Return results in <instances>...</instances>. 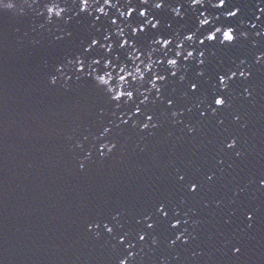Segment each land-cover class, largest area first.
I'll return each instance as SVG.
<instances>
[{
	"label": "water",
	"instance_id": "95a60500",
	"mask_svg": "<svg viewBox=\"0 0 264 264\" xmlns=\"http://www.w3.org/2000/svg\"><path fill=\"white\" fill-rule=\"evenodd\" d=\"M14 2L24 11L0 10V264H119L129 252L133 255L126 264H264V58L255 60L264 51V35H253L264 25V14L250 27L257 0H234L245 5L240 13L215 21L247 32L246 37L231 46L216 41L184 45L194 49V58L184 61L182 52L177 77L157 82L164 99L147 83L151 72L168 70L164 63L155 64L164 50L154 46V67L137 81L125 78L122 91L137 89L131 101H113L105 91L108 85H97L90 75L94 69L97 75L110 72L109 84L117 83L119 68L103 64L104 49L94 46L85 52L81 71L68 59L83 51L89 37L104 43V34L112 32L113 62L123 61L128 49L115 47L119 37L113 29L118 25L127 35V25L145 18L138 15L139 7L161 21L141 37L192 28L198 10L185 6L180 19L168 8H152L153 0L146 5L112 0L116 7L105 5L100 14L95 7L102 0H94L87 13L73 16L76 9L70 7L49 22L46 13L38 14L48 0H28L31 9L24 0ZM60 2L71 5L73 0ZM129 3L137 9L121 17ZM207 11L215 15L221 10ZM96 16L100 19L93 22ZM113 17L117 25L109 23ZM201 48L208 51L204 64L197 65ZM174 50L169 46L167 55ZM89 57L101 62L88 67ZM241 59L245 63L239 67L250 75L217 88L216 73L236 70ZM139 60L147 62V56L131 63L140 65ZM198 69L203 76H195ZM181 74L200 81L199 100L187 92ZM145 95L141 112L129 115ZM215 95L226 103L213 105V113L207 106ZM167 98L177 103L169 106ZM147 114L153 120L142 129ZM233 138L235 144L227 147ZM105 142L113 147L101 149ZM189 182L198 188L189 191ZM160 204L166 216L155 211ZM247 211L252 212L250 222ZM173 219L180 221L175 227ZM178 232L187 239H175Z\"/></svg>",
	"mask_w": 264,
	"mask_h": 264
},
{
	"label": "snow or ice",
	"instance_id": "6c2138e0",
	"mask_svg": "<svg viewBox=\"0 0 264 264\" xmlns=\"http://www.w3.org/2000/svg\"><path fill=\"white\" fill-rule=\"evenodd\" d=\"M59 4L63 6V9L68 8H75L76 11L73 12V16H78L79 13H87L88 9L93 7L94 0L90 2V0H73V3L71 5L64 3L62 4L60 0H58ZM140 5H146L148 4V0H139ZM105 5L116 7L115 4L112 3V0H102V3H100L98 6L95 7V12L104 14L105 13ZM227 5V7H226ZM15 4H9L7 2L0 4V10H10L13 7H16ZM45 6V3L42 5V7ZM187 6L191 9L198 10V14L195 17V26L192 28L185 27V30L183 32L181 31H172L168 34L159 33L156 32L152 37H141V33H144L147 28H151L153 30L157 29L160 26V19L155 18L152 15H147L146 8L145 7H139L138 9V15L141 17H145L141 23L133 26V25H127L129 28V33L126 35L123 29H121L117 25L116 18H110L109 23L111 25H117L113 31L115 32L116 36L119 37V40L116 42L115 47L119 50H124L125 48L128 49L126 53H124V60L120 62H113V58L111 56V53L113 51L114 45L112 42H109L110 36L112 35V32H108L104 34L103 40L104 43L100 42V39L96 36L89 37V40L86 45H83V51L76 54L74 57L68 59L69 64H74L77 71H81L85 66V60L82 59L83 54L85 52L90 51L93 49L94 46H97L99 48H102L105 50V52L108 54L105 58H103V64L107 62L108 67L112 68H119L120 69V75L123 76L125 72L128 73L126 77L130 78L131 81H137V79H134V73L133 71H129V68L135 69L137 65L135 62L137 61L142 55L147 56V62H144L143 60L140 61V65L143 67L144 75L146 72H149L150 69L154 67V62L152 57V53L157 50L158 46L159 49L164 50V55L161 56L159 59L155 61V64L164 63L168 66V70L159 73V72H151V77L147 81L148 85L151 86V89H154L156 92V96L158 98L164 99L161 94V86H158L157 82H164L169 77H177V73L179 70V64H178V58L181 57V53L184 52L183 60L189 61L190 59L194 58V49L191 47L185 48L184 45L186 43H195L198 45H204L206 41L213 42L216 41L220 46H231L237 39L240 37H246L248 35L247 32L240 31L236 32L235 27L231 24H217L215 21L219 20L220 16L222 15L226 19L236 17L242 8L245 7L243 4L235 3L234 0H185V3H166V0H153L151 7L154 9H161V8H168L171 13L180 19H183L185 13L182 11V9ZM120 7H125L124 5H120ZM208 8L211 9H220V12H217L215 15L208 13ZM137 9V5L129 3L125 7V11L119 12V15L121 17L128 16L131 14L134 10ZM143 9V11H141ZM256 9V15L253 19V21L250 23V27L255 28L256 21H259L261 18V14H264V0H257L255 4ZM117 11H119V8H117ZM62 14V13H61ZM90 14V13H89ZM67 19H71V17H67ZM100 17L96 16L94 18V21H99ZM241 23H248V21H241ZM211 24V27H207ZM171 27V25H169ZM203 29V31H202ZM225 29H231V32L228 33L227 36H225ZM65 35H70V33H65ZM253 35L261 36L264 35V25L260 27V30L258 32L253 33ZM255 43V41H253ZM169 46H174V55L169 56L167 55V52L169 50ZM188 49H191V52L188 51ZM208 51V49L201 48L197 51V55L195 57V63L197 65H203L205 56V52ZM264 58V51H260L256 53L255 60L257 62H260L261 59ZM101 62L100 59L89 57L86 61L88 67H91L92 65L99 64ZM245 61L243 59L239 60L238 65L236 67V70H233L232 68H228L224 70L223 72H217L216 73V87L223 90L228 87V82L233 79V77L240 76V77H248L250 73L246 71L243 67H239V65H243ZM139 65L140 70L141 66ZM147 65V68L145 69V66ZM94 81L97 85H105L102 81L99 80V75L90 73ZM203 69H198L195 73L196 77L203 76ZM125 77V78H126ZM155 77V79H153ZM180 81H185L186 89L188 93H192L195 95V98L197 100L200 99V81L198 79H191L186 80V77L181 74L179 75ZM105 91L107 92V89L105 88ZM137 91L135 87L130 86L129 90L122 91L121 95L117 97H113L110 95V98L113 101L120 100L121 97L126 98V100L131 101L134 97V93ZM245 92H247V89H245ZM187 94V93H186ZM148 100V97L145 95L142 99H140L136 105L133 106L132 110L129 112V115H131L133 112H141L140 105H143L145 101ZM177 103V100L175 98H167L166 104L169 106H172ZM226 100L221 95H215L210 104L207 106L211 112H216L217 107L214 106H223L225 105ZM214 105V106H213ZM197 107H199V104H197ZM183 111V109H181ZM177 113L175 110L171 112L172 116H175ZM203 114V113H202ZM153 120V116L151 114L145 115V123H141L143 125V128H146L149 126L147 121ZM189 131H192V128L189 127ZM231 142V143H230ZM235 144V140L229 139L227 141L226 146L231 148ZM181 180L184 179L183 176L179 177ZM209 179H211V176H209ZM261 184H264V179L260 181ZM185 187L189 191H195L198 188V184L196 182H189L185 185ZM155 211L157 213H160L161 216H166L167 213L164 211V205L160 204L156 207ZM245 217L251 221L252 218V212L247 211L245 212ZM145 221H148L147 227L152 228L153 222L149 220V216L144 217ZM173 221L178 222L177 225L180 223L179 220L173 219L171 221V226L175 227L173 225ZM112 229L109 231L111 232ZM124 239V236H120L119 239ZM143 237H140L139 239L143 240ZM122 239V240H123ZM154 239V238H153Z\"/></svg>",
	"mask_w": 264,
	"mask_h": 264
},
{
	"label": "clouds",
	"instance_id": "9594fccd",
	"mask_svg": "<svg viewBox=\"0 0 264 264\" xmlns=\"http://www.w3.org/2000/svg\"><path fill=\"white\" fill-rule=\"evenodd\" d=\"M5 2H7V3H9V4H15V5H17V4L14 2V0H0V4H3V3H5ZM24 3L27 4V7H28L29 9L32 8V4H31V3H28V0H24ZM16 7H19V8L21 9L22 12L24 11V8H23L22 5H21V6H16ZM13 8H14V7H13ZM11 9H12V8H11ZM64 11H65V10L63 9V6L59 4L58 0H48V2L45 3V6H44V7H41V8L39 9L38 14L46 13V15H45V20L51 22L53 16H55L56 18H60V17H61V13L64 12ZM141 11H143V9H141ZM65 21H67V17H65ZM230 32H231V29H225V36H227L228 33H230ZM188 51L191 52V49H188ZM105 64H107V62H105ZM59 68H60V66L58 65V66H57V70H58V71H59ZM146 68H147V65L145 66V69H146ZM119 72H120V69H119ZM119 72L117 73V76H116V81H117V83H116L115 85H111V84H109V81H111L112 78H113V77H112V74H111L110 72H106V73H103V74L99 75V80L102 81L105 85H108L107 91H108L109 93H111V95H112L113 97H117V98H118V97L121 95V93H122V90H121L122 87H123L124 85L127 84V81H126L125 77L128 75V73L125 72L124 75L121 76V75L119 74ZM133 73H134V76H133L134 79H137L138 77L142 78V77L144 76V72H142V71L140 70L139 65H137V67L133 70ZM93 74H95V69L93 70ZM153 79H155V77H154ZM49 80H50V82H55L56 77H55V76H50V77H49ZM245 94H247V92H245ZM133 123H135V121H133ZM141 128L143 129V125H141ZM107 131H108V128L105 127L104 132H102L100 135L103 136L104 133H106ZM230 143H231V142H230ZM99 147H100L101 149H105V148H107V149L110 150V149L113 147V145H112V144H108L107 142H105V143L100 144ZM102 155H103V153H102ZM177 223H178V222L173 221V225H174V226H176ZM89 227H90V228H94V227H96V226H95V225H89ZM104 227H105V230H106V231H110V230H111V226L108 225L107 223H105ZM97 235H98V233H97ZM139 235H140V237H143V233H140ZM122 239H123V238H121V240H122ZM175 239L186 240L187 237L183 236L182 233H179V232H178V233L176 234ZM152 243H153V244L156 243L155 238L153 239ZM169 243H170V244H171V243H174V241H169ZM125 247H128V245H125ZM232 251H233V252H236L237 249H236V248H233ZM132 255H133V254H132L131 252H129V253H128V257H125V258H123V259H120L119 264H126V260H127L128 258H130Z\"/></svg>",
	"mask_w": 264,
	"mask_h": 264
}]
</instances>
